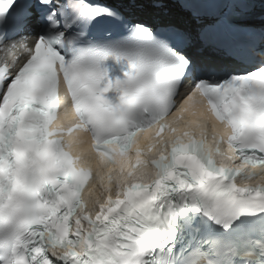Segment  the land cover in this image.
Instances as JSON below:
<instances>
[{
  "label": "snow or ice",
  "instance_id": "obj_1",
  "mask_svg": "<svg viewBox=\"0 0 264 264\" xmlns=\"http://www.w3.org/2000/svg\"><path fill=\"white\" fill-rule=\"evenodd\" d=\"M176 3L0 0V264H264V0Z\"/></svg>",
  "mask_w": 264,
  "mask_h": 264
}]
</instances>
